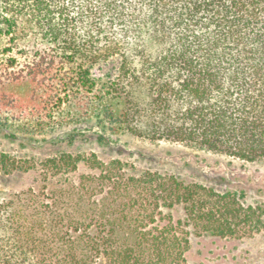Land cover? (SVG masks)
Instances as JSON below:
<instances>
[{"label": "trees", "instance_id": "obj_1", "mask_svg": "<svg viewBox=\"0 0 264 264\" xmlns=\"http://www.w3.org/2000/svg\"><path fill=\"white\" fill-rule=\"evenodd\" d=\"M0 39L23 59L0 62L9 125L96 117L113 133L264 159V0H0ZM38 169L42 186L0 202V264H188L191 229L264 231V204L238 192L95 153L0 157L5 175Z\"/></svg>", "mask_w": 264, "mask_h": 264}, {"label": "rangeland", "instance_id": "obj_2", "mask_svg": "<svg viewBox=\"0 0 264 264\" xmlns=\"http://www.w3.org/2000/svg\"><path fill=\"white\" fill-rule=\"evenodd\" d=\"M8 43L0 39V62L11 56L23 62L16 51L7 52ZM3 76L0 74V87L4 83ZM13 98L9 92L0 91V104H8L6 102ZM7 110V106L4 110L0 108V157L8 154L18 160L40 163L65 153H95L104 162L120 160L128 164L137 175L146 171L173 175L187 184H200L219 193L238 192L244 195L246 206L264 204V159L248 162L182 143L151 141L127 132L113 133L99 124L96 117L73 120L64 114V120L54 119L55 123L40 119L35 122L21 121L19 112L10 111V117L21 122L9 125L3 120V115H8ZM25 122L30 126L24 125ZM86 172L88 170L81 166L73 178ZM40 186L39 169L9 175L0 173V202ZM175 216L183 218V211L177 210ZM188 264H264V231L243 238H221L197 234L191 229Z\"/></svg>", "mask_w": 264, "mask_h": 264}]
</instances>
